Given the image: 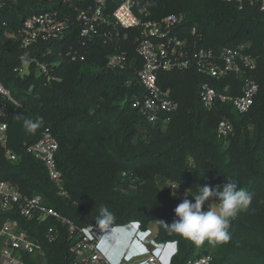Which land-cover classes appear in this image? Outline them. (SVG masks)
Listing matches in <instances>:
<instances>
[{
	"label": "trees",
	"instance_id": "obj_1",
	"mask_svg": "<svg viewBox=\"0 0 264 264\" xmlns=\"http://www.w3.org/2000/svg\"><path fill=\"white\" fill-rule=\"evenodd\" d=\"M73 6L80 4L1 0L0 84L10 100L0 95V105L7 124L6 149L17 159L9 161L0 145V182L12 184L25 195L40 196L45 206L79 227L97 224L102 205L110 209L114 220L101 225L133 223L144 229L155 223L156 240L175 243L170 264H186L208 254L211 246L207 242L196 246L159 223L174 221V209L182 198L161 190L157 179L180 180V187L192 189L189 194L204 185L222 190L231 180L249 191L253 200L249 211L232 220V239L218 245L211 264H264V14L259 0L147 1V19L182 14L180 30L184 29L182 36L189 43L196 41L198 47L214 50L243 46L256 60L250 75L257 93L244 114L229 102H216L210 110L199 102L203 83L219 94L238 96L242 82L233 74L214 78L193 69L158 73V85L168 89L177 103L176 111L166 116V124L146 122L132 106L134 98L145 92L136 76L142 66L133 42L137 30L119 28V37L112 42L96 38L82 45ZM51 7L69 18L64 36L21 49L15 37L22 20ZM191 28L195 36L189 33ZM122 51L126 66L106 69L107 57ZM73 55L77 59L72 60ZM22 58L35 59L47 71L42 73L30 63L27 73L19 75L14 70ZM18 117L40 121V126L29 134ZM222 120L232 125V133L225 138L217 135ZM44 132L58 144L55 162L67 196L59 194L43 164L25 151ZM19 221L42 246L40 264H69L66 227L51 217L40 223ZM50 226L58 230V237L49 244L43 235Z\"/></svg>",
	"mask_w": 264,
	"mask_h": 264
},
{
	"label": "built area",
	"instance_id": "obj_2",
	"mask_svg": "<svg viewBox=\"0 0 264 264\" xmlns=\"http://www.w3.org/2000/svg\"><path fill=\"white\" fill-rule=\"evenodd\" d=\"M148 0H48L73 6L75 22L80 26L79 37L82 45L93 42L96 38L112 42L119 37V28L135 29V51L142 60L137 71V79L144 89L141 97H135L132 106L138 110L148 123L161 121L167 123L166 116L175 112L177 103L171 99L168 89H162L158 83V73L170 70L193 69L219 78L233 74L242 84L238 96L217 93L209 84L203 83L199 89L200 105L210 110L216 102H229L239 114L246 113L253 104L257 93V84L251 78L256 67V60L244 51L243 46L222 47L218 50L198 47L196 41L189 43L183 37L184 22L182 14H170L158 21L147 19ZM236 3L239 0H224ZM1 3V0H0ZM240 8V7H239ZM259 10L264 14V0H259ZM69 24V18L59 9L51 7L27 15L16 34V41L21 49H28L37 43H47L61 39ZM195 36V29L189 30ZM125 38V36H124ZM77 59L76 55L71 57ZM79 59H83L79 56ZM21 66L14 71L19 75L27 73L30 63H35L42 73L46 67L35 59L22 58ZM127 64L125 52L110 54L105 63L106 69H123ZM0 95L10 100L8 92L0 84ZM16 104V103H15ZM20 106V105H18ZM4 112L0 105V145L5 149V157L16 161V156L6 149L7 124L3 121ZM232 133V125L222 120L217 126L218 137L225 138ZM58 144L49 132L28 145L26 153L41 162L49 180L62 196H67L62 174L56 167L55 154ZM172 182H168L170 186ZM172 195V189L167 188ZM186 189L180 187L177 195L184 196ZM51 217L67 229L70 241L69 264H161L160 256L167 251L168 245L156 240L157 231L149 225L144 229L133 223L105 226L89 224L76 226L69 219L44 205L40 196H28L21 193L8 182H0V264H40L44 261V252L37 239L20 227V219L40 223ZM58 237V230L50 226L44 232L47 243H53ZM210 254L196 256L186 264H211ZM168 264V263H167Z\"/></svg>",
	"mask_w": 264,
	"mask_h": 264
},
{
	"label": "clouds",
	"instance_id": "obj_3",
	"mask_svg": "<svg viewBox=\"0 0 264 264\" xmlns=\"http://www.w3.org/2000/svg\"><path fill=\"white\" fill-rule=\"evenodd\" d=\"M18 119H22L23 127L29 134L34 133L40 126V121L24 117ZM227 181L222 190L204 185L198 186L194 194H189L192 189H187L181 202L174 209V221L170 225L163 221L159 223L196 246H203L205 242L212 247L229 243L232 239L231 222L240 213L249 211L253 195L237 183ZM180 183V180L173 181L168 186L172 189L173 197L177 196ZM113 220V213L107 206L102 205L97 216V224H111Z\"/></svg>",
	"mask_w": 264,
	"mask_h": 264
},
{
	"label": "crops",
	"instance_id": "obj_4",
	"mask_svg": "<svg viewBox=\"0 0 264 264\" xmlns=\"http://www.w3.org/2000/svg\"><path fill=\"white\" fill-rule=\"evenodd\" d=\"M149 227L153 230L156 231V224L155 223H150ZM176 252V246L173 244H169L167 251L161 254L160 256V263L161 264H170L171 257L175 254Z\"/></svg>",
	"mask_w": 264,
	"mask_h": 264
},
{
	"label": "rangeland",
	"instance_id": "obj_5",
	"mask_svg": "<svg viewBox=\"0 0 264 264\" xmlns=\"http://www.w3.org/2000/svg\"><path fill=\"white\" fill-rule=\"evenodd\" d=\"M127 186H129V185H127ZM157 186L159 187V188H163V187H165L164 189H166L167 190V188H168V186H167V183H165L164 181H162V180H160V179H157ZM167 191H169V190H167ZM170 195H171V193H170ZM172 196V195H171ZM173 197V196H172ZM173 198H183V196H179V195H177L176 197H173ZM189 198V197H188ZM218 249H219V247L218 246H216V247H210L209 248V251H208V254H210L212 257H214V255L217 253V251H218Z\"/></svg>",
	"mask_w": 264,
	"mask_h": 264
}]
</instances>
